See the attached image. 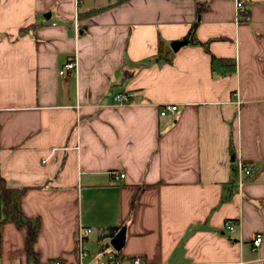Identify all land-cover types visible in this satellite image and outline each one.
Segmentation results:
<instances>
[{
	"label": "crops",
	"instance_id": "0c3cea01",
	"mask_svg": "<svg viewBox=\"0 0 264 264\" xmlns=\"http://www.w3.org/2000/svg\"><path fill=\"white\" fill-rule=\"evenodd\" d=\"M237 1L0 0V177L41 219V264H264V0H242V20ZM205 2L209 51L157 60ZM240 160L256 170L241 184ZM0 264H33L24 227L2 226Z\"/></svg>",
	"mask_w": 264,
	"mask_h": 264
},
{
	"label": "trees",
	"instance_id": "16d2710c",
	"mask_svg": "<svg viewBox=\"0 0 264 264\" xmlns=\"http://www.w3.org/2000/svg\"><path fill=\"white\" fill-rule=\"evenodd\" d=\"M206 7H207L206 2L197 4V20L192 24L184 40H187L189 43L192 44L200 45L206 51H209V42L208 41L203 42L197 39L195 35L197 25L200 21V15ZM173 55L174 52L171 50V48L165 45V43L162 40H159L157 60L171 62ZM226 61H227L226 59L217 58L215 55H212L213 65L215 62L224 63ZM234 66H235V62H232L230 64V67L233 68ZM235 171L237 173V167H235ZM25 191H26L25 187H11L7 184L6 180L3 177H0V255H1V228L5 223L12 222L26 229L28 259L33 264H41L38 253L35 249V243L38 239V235L41 229V219L39 217H29L23 212L21 206V198L25 193ZM116 229L117 227L111 228L112 231H115ZM53 263L54 261H51V264Z\"/></svg>",
	"mask_w": 264,
	"mask_h": 264
},
{
	"label": "built area",
	"instance_id": "2783aa9c",
	"mask_svg": "<svg viewBox=\"0 0 264 264\" xmlns=\"http://www.w3.org/2000/svg\"><path fill=\"white\" fill-rule=\"evenodd\" d=\"M236 10H237V17L239 20L246 18L247 17V9L245 8L244 2L242 0H238L236 2ZM77 69V62L74 57H71L60 69L59 74L64 75L68 72H75ZM114 101L115 103L118 104H125V103H130L133 101V94L129 92H122V93H117L114 95ZM178 109L177 104H166L161 108L160 114L162 116L167 115L168 113H174ZM237 171H238V176H239V182L240 184L243 181V178L245 176H253L256 173L255 168H253L252 165L246 164L242 162L241 160L237 164ZM111 176L113 177L114 180H122L125 178L126 174L124 172L118 171V170H112L110 171ZM235 221L232 219H228L225 221V228L232 231L235 229ZM90 232V230H81L79 232L78 236V251H79V257L80 259H83L87 256V250L84 247V235L86 233ZM263 242V235L258 234L256 237L253 239V245L255 248L259 247ZM53 264H63L60 260L54 261ZM106 264H123L119 263L117 261L111 260ZM129 264H144L140 258H135L131 261H129Z\"/></svg>",
	"mask_w": 264,
	"mask_h": 264
},
{
	"label": "water",
	"instance_id": "95a60500",
	"mask_svg": "<svg viewBox=\"0 0 264 264\" xmlns=\"http://www.w3.org/2000/svg\"><path fill=\"white\" fill-rule=\"evenodd\" d=\"M188 43L187 40H177L171 43V49L174 52L179 51L183 46ZM126 237V227H122L118 233H116L110 240V244L113 246L114 249L120 250L124 245Z\"/></svg>",
	"mask_w": 264,
	"mask_h": 264
},
{
	"label": "rangeland",
	"instance_id": "374dc122",
	"mask_svg": "<svg viewBox=\"0 0 264 264\" xmlns=\"http://www.w3.org/2000/svg\"><path fill=\"white\" fill-rule=\"evenodd\" d=\"M95 235H96V234L93 235L94 238H95ZM91 252H92V253H96V250L92 248V249H91Z\"/></svg>",
	"mask_w": 264,
	"mask_h": 264
}]
</instances>
